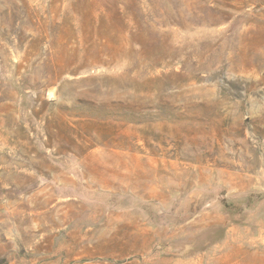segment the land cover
<instances>
[{
    "label": "rangeland",
    "instance_id": "obj_1",
    "mask_svg": "<svg viewBox=\"0 0 264 264\" xmlns=\"http://www.w3.org/2000/svg\"><path fill=\"white\" fill-rule=\"evenodd\" d=\"M0 264H264V0H0Z\"/></svg>",
    "mask_w": 264,
    "mask_h": 264
}]
</instances>
